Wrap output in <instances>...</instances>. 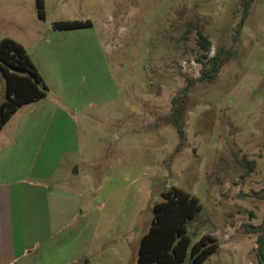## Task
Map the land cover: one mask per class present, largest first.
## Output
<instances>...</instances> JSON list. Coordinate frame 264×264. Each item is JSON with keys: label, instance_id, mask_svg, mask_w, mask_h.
<instances>
[{"label": "rangeland", "instance_id": "rangeland-1", "mask_svg": "<svg viewBox=\"0 0 264 264\" xmlns=\"http://www.w3.org/2000/svg\"><path fill=\"white\" fill-rule=\"evenodd\" d=\"M72 20L90 24L54 26ZM199 32L208 56L230 52L211 81L198 80ZM5 37L59 73L47 92L60 106L45 123L43 142L56 145L47 183L83 201L72 238L90 245L89 264H137L154 205L172 187L203 205L193 240L220 243L203 264H264L254 230L264 215V0L247 15L239 0H44V17L36 0H0ZM27 105L12 123L36 109ZM178 106L183 141L171 123Z\"/></svg>", "mask_w": 264, "mask_h": 264}, {"label": "crops", "instance_id": "crops-1", "mask_svg": "<svg viewBox=\"0 0 264 264\" xmlns=\"http://www.w3.org/2000/svg\"><path fill=\"white\" fill-rule=\"evenodd\" d=\"M62 45L55 42L56 55ZM30 58L51 92L58 71L53 74L40 57ZM27 106L36 109L25 112L18 123H12V116L0 127V264H89L90 245L72 238L83 201L47 183L53 172L46 153L56 145L55 140L43 142L45 123L60 106L49 95Z\"/></svg>", "mask_w": 264, "mask_h": 264}, {"label": "trees", "instance_id": "trees-1", "mask_svg": "<svg viewBox=\"0 0 264 264\" xmlns=\"http://www.w3.org/2000/svg\"><path fill=\"white\" fill-rule=\"evenodd\" d=\"M254 0H239L244 14L249 13ZM39 15L44 17V0H36ZM89 21H61L54 24L57 29H73L88 26ZM198 44L205 52L198 80H213L230 52L220 48L213 56L211 42L201 32ZM224 54V56H223ZM0 70L5 78V96L0 103V127L4 126L19 109L47 97L48 86L35 67L25 47L11 38L0 40ZM176 104L177 99H172ZM182 106L175 109V120L171 122L177 129L181 141L185 139L184 130L178 122ZM254 162H250V168ZM264 200V189L262 192ZM162 200L155 203L152 223L142 236L137 264H203L219 250L218 240L211 234L202 235L194 241L189 233V224L203 211L199 198L179 187H172L162 193ZM259 233L258 242L264 240V215L262 223L254 228ZM253 231V232H256Z\"/></svg>", "mask_w": 264, "mask_h": 264}]
</instances>
